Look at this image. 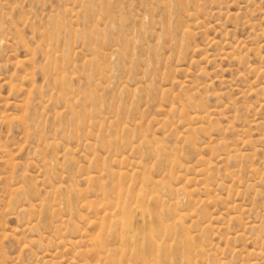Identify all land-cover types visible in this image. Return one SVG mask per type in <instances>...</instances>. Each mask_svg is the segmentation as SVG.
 Segmentation results:
<instances>
[{"label": "rangeland", "instance_id": "obj_1", "mask_svg": "<svg viewBox=\"0 0 264 264\" xmlns=\"http://www.w3.org/2000/svg\"><path fill=\"white\" fill-rule=\"evenodd\" d=\"M0 264H264V0H0Z\"/></svg>", "mask_w": 264, "mask_h": 264}]
</instances>
